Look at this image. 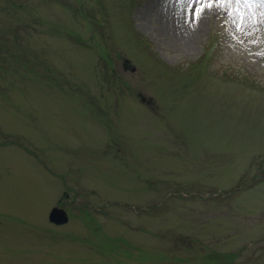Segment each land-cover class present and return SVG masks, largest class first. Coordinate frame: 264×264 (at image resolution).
Segmentation results:
<instances>
[{
  "label": "rangeland",
  "instance_id": "374dc122",
  "mask_svg": "<svg viewBox=\"0 0 264 264\" xmlns=\"http://www.w3.org/2000/svg\"><path fill=\"white\" fill-rule=\"evenodd\" d=\"M200 7L0 0V264H264V9Z\"/></svg>",
  "mask_w": 264,
  "mask_h": 264
},
{
  "label": "snow or ice",
  "instance_id": "6c2138e0",
  "mask_svg": "<svg viewBox=\"0 0 264 264\" xmlns=\"http://www.w3.org/2000/svg\"><path fill=\"white\" fill-rule=\"evenodd\" d=\"M194 2L201 5L200 8H197L195 12L192 13V15L196 16L197 19L202 14V9L204 8L205 3L207 8H212L215 5L224 7L226 11H231V8L241 4L246 8H251L254 6L257 9H264V0H194ZM261 17L264 18V12H261Z\"/></svg>",
  "mask_w": 264,
  "mask_h": 264
},
{
  "label": "water",
  "instance_id": "95a60500",
  "mask_svg": "<svg viewBox=\"0 0 264 264\" xmlns=\"http://www.w3.org/2000/svg\"><path fill=\"white\" fill-rule=\"evenodd\" d=\"M50 220L57 224L67 222L68 216L63 209L54 208L50 213Z\"/></svg>",
  "mask_w": 264,
  "mask_h": 264
},
{
  "label": "bare ground",
  "instance_id": "6f19581e",
  "mask_svg": "<svg viewBox=\"0 0 264 264\" xmlns=\"http://www.w3.org/2000/svg\"><path fill=\"white\" fill-rule=\"evenodd\" d=\"M204 8L202 9L203 12ZM182 19V14H180L179 10H172V24L173 25H177L178 22H176L177 20H181ZM180 27V24L178 25Z\"/></svg>",
  "mask_w": 264,
  "mask_h": 264
},
{
  "label": "flooded vegetation",
  "instance_id": "af4514ba",
  "mask_svg": "<svg viewBox=\"0 0 264 264\" xmlns=\"http://www.w3.org/2000/svg\"><path fill=\"white\" fill-rule=\"evenodd\" d=\"M9 141V143H10V140H8ZM4 170V169H3Z\"/></svg>",
  "mask_w": 264,
  "mask_h": 264
}]
</instances>
